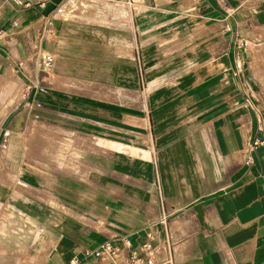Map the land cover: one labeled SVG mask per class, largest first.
I'll list each match as a JSON object with an SVG mask.
<instances>
[{
    "label": "crops",
    "instance_id": "1",
    "mask_svg": "<svg viewBox=\"0 0 264 264\" xmlns=\"http://www.w3.org/2000/svg\"><path fill=\"white\" fill-rule=\"evenodd\" d=\"M39 1L0 0V142L15 111L77 134V226L0 264H68L147 232L174 264H264V0ZM17 140L0 174L29 157Z\"/></svg>",
    "mask_w": 264,
    "mask_h": 264
},
{
    "label": "rangeland",
    "instance_id": "2",
    "mask_svg": "<svg viewBox=\"0 0 264 264\" xmlns=\"http://www.w3.org/2000/svg\"><path fill=\"white\" fill-rule=\"evenodd\" d=\"M19 112L15 111L14 115L8 117L7 122H11L3 129L14 135V141L0 142V151L13 149L20 154L23 143L17 139L18 134L24 133L30 136L29 142H24L25 149H29V157L14 158L15 172L0 174V183L7 181L11 184L8 193L0 190V198H8L5 205L0 206V214H9L8 220L0 221L1 258L6 252L31 253L37 245L42 244L48 250L67 227L72 224L77 226L75 219L78 209L71 204L76 199L70 195L69 189L70 177L75 178L69 171L81 164L83 159L72 148L76 144L77 134L52 124L34 122L37 119L33 113L29 125L24 124L23 129ZM39 136L42 137L41 142L38 141ZM55 136H58V141H55ZM41 169L45 173H39ZM61 171L66 172L62 174Z\"/></svg>",
    "mask_w": 264,
    "mask_h": 264
},
{
    "label": "built area",
    "instance_id": "3",
    "mask_svg": "<svg viewBox=\"0 0 264 264\" xmlns=\"http://www.w3.org/2000/svg\"><path fill=\"white\" fill-rule=\"evenodd\" d=\"M48 1L50 0H40L39 5L43 6ZM5 37L6 31L0 30V41ZM52 66V56L43 55L42 70L45 73H50ZM166 222L164 216L157 221L158 225L162 227L166 225ZM68 264H174V260L172 248L153 245L152 235L147 232L146 241L137 247H132L128 239L119 238L101 243L92 250L86 251L82 259L71 258Z\"/></svg>",
    "mask_w": 264,
    "mask_h": 264
}]
</instances>
